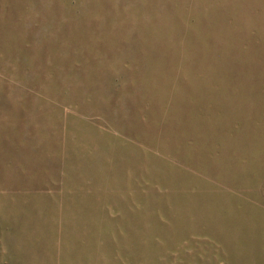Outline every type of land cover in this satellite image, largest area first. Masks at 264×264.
Returning a JSON list of instances; mask_svg holds the SVG:
<instances>
[{
    "label": "rangeland",
    "instance_id": "obj_1",
    "mask_svg": "<svg viewBox=\"0 0 264 264\" xmlns=\"http://www.w3.org/2000/svg\"><path fill=\"white\" fill-rule=\"evenodd\" d=\"M0 264H264V0H0Z\"/></svg>",
    "mask_w": 264,
    "mask_h": 264
}]
</instances>
